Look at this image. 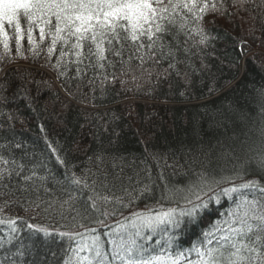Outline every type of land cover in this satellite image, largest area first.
Masks as SVG:
<instances>
[{
	"label": "trees",
	"instance_id": "16d2710c",
	"mask_svg": "<svg viewBox=\"0 0 264 264\" xmlns=\"http://www.w3.org/2000/svg\"><path fill=\"white\" fill-rule=\"evenodd\" d=\"M215 3L216 10L207 12L202 24L208 42L199 44L194 33L191 38L182 36L189 51L178 56L176 69H169L168 60L142 67L133 61L123 75L119 66L108 68L105 81L104 74L97 77L91 69L77 76L75 65L53 67L59 52L48 61V43L40 42L42 51L33 57L26 39L22 56L16 55L15 42L10 41V55L0 60V85H4L0 87V156L9 165L0 163V168H15L11 162L16 161L24 165L22 176L33 171L36 175L24 181L13 171L0 181V217L23 218L17 221L20 231L10 243L4 242L8 227L0 225V264H63L67 238L37 236L26 227L28 223L89 235L80 227L83 224L102 235L115 226L121 213L132 210L118 208L115 216L105 217L89 208L75 221V213H66V219L51 213L49 205L55 202L58 208L66 198L61 186L77 194L82 191L68 183L73 174L89 183L107 175L110 186L118 177L112 190L115 196L123 195L121 184L131 190L151 183L159 197L165 183L184 187L202 169L210 178L232 175L235 165L259 152L264 140L260 131L264 100L257 92L264 87V0ZM34 35L38 38V29ZM258 178L255 171L246 177ZM86 199L81 195L80 203ZM154 203L143 199L133 207L139 210ZM164 205L180 206L166 201ZM99 207L111 212L115 205ZM231 207L233 199L228 196L209 201L200 213L205 222L175 230L170 251L195 261V251L188 250L201 247L203 233ZM97 220H105L108 227Z\"/></svg>",
	"mask_w": 264,
	"mask_h": 264
},
{
	"label": "snow or ice",
	"instance_id": "6c2138e0",
	"mask_svg": "<svg viewBox=\"0 0 264 264\" xmlns=\"http://www.w3.org/2000/svg\"><path fill=\"white\" fill-rule=\"evenodd\" d=\"M215 10V0H0V45L3 47L0 60L10 55L11 40L15 42L16 55L22 56L26 39L33 57L42 51L40 42L48 43V61L54 52H59L53 67L60 69L63 65L67 69L75 65L77 76L91 69L99 77L108 68L117 66L123 75L133 61H139L138 67H142L147 62L159 64L161 60H168L169 69H176L178 56L189 51L184 46L187 39L181 37L191 38L194 33L200 37L199 44H206L209 37L202 24L205 14ZM37 29L38 38L34 35ZM108 79L109 75L104 74L103 80ZM111 80L115 82L116 76L112 75ZM257 92L264 100V87ZM260 131L264 137V128ZM0 163L9 165L2 156ZM11 164L16 167L0 168V181L10 177L13 171L16 176H22L24 165L16 161ZM252 171L258 174V179H246ZM35 175L33 171L31 176H22V179L29 181ZM118 179L114 177L110 186L107 175L89 183L86 178L73 174L68 183L82 191L77 194L61 186L66 198L59 201L58 208L55 202L49 205L51 213L62 219L67 218L66 213H75L73 221L82 216V210L87 212L89 208L105 217L115 216L118 208L132 209L127 215L121 213L115 226L102 234L107 239L83 224L80 227L89 235L31 223L26 227L37 236L46 238L55 234L67 238L63 264H264V140L257 154L234 166L232 175L210 178L202 169L184 187L165 183L159 197L151 183L131 190L121 184L123 195L115 196L112 190ZM224 184L228 186L222 187ZM81 195L87 197L83 204ZM221 195L232 198L234 207L203 233L205 242L201 247L194 245L188 250L195 251L197 259L191 261L183 253L173 254L170 250L175 242V230L183 231L187 225L195 227L204 223L201 211L208 207L209 201L218 202ZM143 199H152L155 203L139 210L133 207ZM165 201L180 206L165 208ZM100 203L115 207L111 212L102 211ZM22 219L0 217V225L8 227V239L4 242L10 243L16 238L14 234L20 231L17 221ZM96 223L108 227L105 220ZM156 236L160 239L150 243ZM83 252L88 254L81 255Z\"/></svg>",
	"mask_w": 264,
	"mask_h": 264
}]
</instances>
